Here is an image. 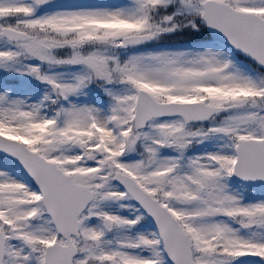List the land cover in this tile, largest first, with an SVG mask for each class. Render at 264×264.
Returning a JSON list of instances; mask_svg holds the SVG:
<instances>
[{"label":"snow or ice","instance_id":"1","mask_svg":"<svg viewBox=\"0 0 264 264\" xmlns=\"http://www.w3.org/2000/svg\"><path fill=\"white\" fill-rule=\"evenodd\" d=\"M0 264H264V0H0Z\"/></svg>","mask_w":264,"mask_h":264}]
</instances>
